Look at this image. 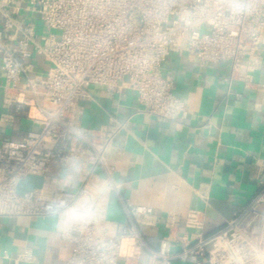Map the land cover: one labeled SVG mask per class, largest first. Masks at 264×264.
Here are the masks:
<instances>
[{
    "label": "built area",
    "instance_id": "2783aa9c",
    "mask_svg": "<svg viewBox=\"0 0 264 264\" xmlns=\"http://www.w3.org/2000/svg\"><path fill=\"white\" fill-rule=\"evenodd\" d=\"M40 15L36 25H20L17 0H0V61L4 76L3 124L16 121L15 112L28 107L36 114L37 131L19 141L0 144V220L59 218V233L73 244L66 264H120L124 245L130 254L124 264H138L143 252L150 264H264V185L227 225L210 236L202 233L174 237L181 223L203 230L201 213L169 214V235L151 249L142 219L154 209L134 205L121 195L122 186L106 157L116 136L126 127L117 119L98 130L82 125L92 86L110 95L124 89L136 93L141 111L164 121L189 116L175 94L174 82L162 75L171 53L184 50L201 66L229 63L233 81L252 84L262 58L264 0H29ZM209 28V32L203 29ZM49 63L46 77H32L35 56ZM87 165L75 190L49 188L53 171ZM43 176L45 185L23 196L17 193L26 177ZM112 194L126 215L124 223L107 220ZM256 228L259 233L256 235ZM183 247L173 251V242ZM17 261L34 264L31 249Z\"/></svg>",
    "mask_w": 264,
    "mask_h": 264
},
{
    "label": "crops",
    "instance_id": "0c3cea01",
    "mask_svg": "<svg viewBox=\"0 0 264 264\" xmlns=\"http://www.w3.org/2000/svg\"><path fill=\"white\" fill-rule=\"evenodd\" d=\"M16 19L20 25L34 24L38 39L43 35L40 15L29 0H17ZM4 17L0 16V29ZM262 61L252 73V84L233 81L229 86L230 64L201 66L198 59L184 50L171 53L162 69L164 78L174 82V94L189 109V116L178 121H164L141 111L136 93L124 89L121 94L92 86L82 102V125L98 130L117 119L126 127L107 151L114 166L115 181L122 186L121 195L134 205L154 209L142 219V232L153 250L170 230L169 214L186 217L201 213L203 230H187L181 223L174 237L202 233L210 236L223 229L234 215L247 206L264 185V43L259 47ZM32 77H46L50 65L35 56ZM5 85L0 61V144L19 141L37 131L36 114L28 107L16 111V121L3 124L7 112L3 106ZM87 165L75 169L53 170L48 175L49 188L79 187ZM107 220L126 222L117 195L112 194ZM59 218H5L0 220V264H28L16 260L18 254L31 249L34 264H66L73 244L61 238ZM256 235L259 228H256ZM173 251L182 249L173 242ZM124 245L120 264L130 254ZM152 258L143 252L138 264H150ZM170 264H186L173 261Z\"/></svg>",
    "mask_w": 264,
    "mask_h": 264
},
{
    "label": "water",
    "instance_id": "95a60500",
    "mask_svg": "<svg viewBox=\"0 0 264 264\" xmlns=\"http://www.w3.org/2000/svg\"><path fill=\"white\" fill-rule=\"evenodd\" d=\"M44 185H45V178L43 176L30 175L19 183L17 188V193L20 196H23L32 190L42 189Z\"/></svg>",
    "mask_w": 264,
    "mask_h": 264
},
{
    "label": "rangeland",
    "instance_id": "374dc122",
    "mask_svg": "<svg viewBox=\"0 0 264 264\" xmlns=\"http://www.w3.org/2000/svg\"><path fill=\"white\" fill-rule=\"evenodd\" d=\"M203 30H204L205 32H209V28H208V27H205Z\"/></svg>",
    "mask_w": 264,
    "mask_h": 264
}]
</instances>
